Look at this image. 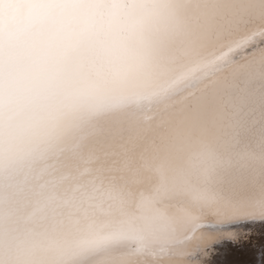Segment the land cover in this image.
I'll list each match as a JSON object with an SVG mask.
<instances>
[{"label": "bare ground", "instance_id": "6f19581e", "mask_svg": "<svg viewBox=\"0 0 264 264\" xmlns=\"http://www.w3.org/2000/svg\"><path fill=\"white\" fill-rule=\"evenodd\" d=\"M261 218L264 0H0V264H210Z\"/></svg>", "mask_w": 264, "mask_h": 264}, {"label": "snow or ice", "instance_id": "6c2138e0", "mask_svg": "<svg viewBox=\"0 0 264 264\" xmlns=\"http://www.w3.org/2000/svg\"><path fill=\"white\" fill-rule=\"evenodd\" d=\"M107 155L101 161L103 166H107L110 169L128 167L129 160L126 154L113 151L111 153L112 159H108ZM247 224L249 231L256 230L258 225L260 232L258 243L254 237L237 242H226L223 248L217 250L210 264H264V218L248 221ZM246 252L251 253L250 259L241 258Z\"/></svg>", "mask_w": 264, "mask_h": 264}, {"label": "clouds", "instance_id": "9594fccd", "mask_svg": "<svg viewBox=\"0 0 264 264\" xmlns=\"http://www.w3.org/2000/svg\"><path fill=\"white\" fill-rule=\"evenodd\" d=\"M121 42L126 43L129 46V57L127 61L121 62V66L118 67L116 70L122 73H128L132 71V64L131 61L135 58L137 53L135 52V48L138 46L136 42L131 38V34H125L121 38Z\"/></svg>", "mask_w": 264, "mask_h": 264}]
</instances>
